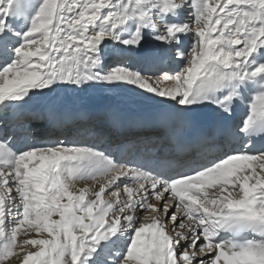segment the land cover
<instances>
[{"label": "snow or ice", "instance_id": "1", "mask_svg": "<svg viewBox=\"0 0 264 264\" xmlns=\"http://www.w3.org/2000/svg\"><path fill=\"white\" fill-rule=\"evenodd\" d=\"M149 41L160 47L144 62L175 67L146 75L109 55ZM68 85H132L193 124L209 109L227 123L243 106L228 130L241 147L169 175L5 131L0 264L18 247L22 264H264V0H0V108ZM81 180L98 188L73 190ZM25 225L37 238L18 245Z\"/></svg>", "mask_w": 264, "mask_h": 264}, {"label": "bare ground", "instance_id": "2", "mask_svg": "<svg viewBox=\"0 0 264 264\" xmlns=\"http://www.w3.org/2000/svg\"><path fill=\"white\" fill-rule=\"evenodd\" d=\"M189 42L190 38L185 39V45ZM159 47L149 41L139 51H123L121 46L109 55L123 56L129 64L152 75L159 68L175 67L171 56L163 64L144 62V57ZM208 112L217 123H222L219 114L209 109L196 112L193 124L180 106L166 103L132 85H96L82 89L68 85L54 91L43 90L24 103L0 108V135L5 131L14 135L19 145L46 146L64 141L95 147L122 164L126 160L146 158L150 160L146 169L159 165L167 174L174 175L208 164L220 155L226 144L241 147L239 142L230 143L228 130L214 135L204 125L203 118ZM243 112L241 106L234 116L237 123ZM98 180L102 182L103 178ZM85 184L87 181L81 180L75 186L78 189ZM89 186L98 188L94 181ZM31 236L37 238L36 234ZM23 240L22 236L19 242Z\"/></svg>", "mask_w": 264, "mask_h": 264}, {"label": "rangeland", "instance_id": "3", "mask_svg": "<svg viewBox=\"0 0 264 264\" xmlns=\"http://www.w3.org/2000/svg\"><path fill=\"white\" fill-rule=\"evenodd\" d=\"M84 181V180H83ZM87 184L88 185H92V181L91 180H87ZM93 187V186H90ZM80 188V187H79ZM74 189H77V186L74 187ZM73 189V190H74ZM27 230V231H26ZM26 231V232H25ZM23 234V235H22ZM31 234H36L33 231H28L27 229V225H25L24 230H22L18 236H17V243L18 245H20L19 239L23 236L24 240L25 239H30V238H34V236H31ZM22 235V236H21ZM46 236V234H44ZM43 238V237H42ZM25 247V251H29V250H35V248L31 247V246H24ZM16 252L18 253V256L20 257V259H17L16 257H11L9 262H5V264H22V257L25 254L24 252H20V248L18 247L16 249Z\"/></svg>", "mask_w": 264, "mask_h": 264}]
</instances>
